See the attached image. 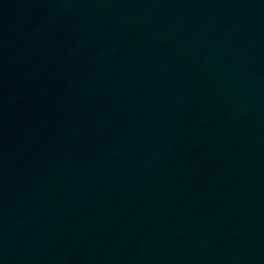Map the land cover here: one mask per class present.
<instances>
[{"label": "water", "instance_id": "95a60500", "mask_svg": "<svg viewBox=\"0 0 264 264\" xmlns=\"http://www.w3.org/2000/svg\"><path fill=\"white\" fill-rule=\"evenodd\" d=\"M0 264H264V0H0Z\"/></svg>", "mask_w": 264, "mask_h": 264}]
</instances>
